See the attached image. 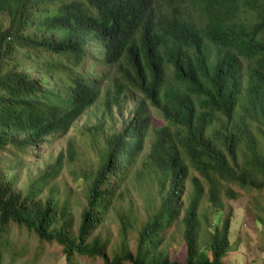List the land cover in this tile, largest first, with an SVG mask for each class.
<instances>
[{
    "label": "trees",
    "instance_id": "16d2710c",
    "mask_svg": "<svg viewBox=\"0 0 264 264\" xmlns=\"http://www.w3.org/2000/svg\"><path fill=\"white\" fill-rule=\"evenodd\" d=\"M165 1L170 8L162 0H0V161L92 107L103 112L88 128L92 164L69 171L84 185L77 229L79 201L55 183L61 155L25 187L14 165L0 166L2 229L13 221L57 241L68 262L79 254L104 264H231L234 187L264 193V0ZM85 59L115 67L114 86L101 89L100 73L78 71ZM127 88L143 94L141 104L105 128ZM146 103L164 121L153 136ZM142 158L143 219L128 187ZM109 214L120 224L113 244L100 229ZM6 243L0 236V264Z\"/></svg>",
    "mask_w": 264,
    "mask_h": 264
},
{
    "label": "rangeland",
    "instance_id": "374dc122",
    "mask_svg": "<svg viewBox=\"0 0 264 264\" xmlns=\"http://www.w3.org/2000/svg\"><path fill=\"white\" fill-rule=\"evenodd\" d=\"M165 8H170L168 1L162 0ZM179 1H174L177 3ZM194 8L190 5V10ZM197 15L196 12H192ZM91 57H94L92 54ZM80 72H98L103 76L101 89L113 87V81L117 75L115 67H107L104 63L94 62L85 59ZM171 76V73H170ZM121 105L113 106V113H107L105 128L112 125L120 126L123 118L133 115L135 106L140 105L143 100V94L127 88L122 94ZM149 103V102H147ZM146 103V104H147ZM103 108V105L98 106ZM147 110L152 117L153 127L149 130V135H155V129L159 128L164 121L159 111L151 104H147ZM102 113L99 108L92 107L84 112L82 116L72 123L67 130H58L47 139L39 142L34 148L28 147L25 154L18 152L17 157L8 154L1 158L0 166L14 165V171L18 174L17 186L25 187L30 177L37 175L51 161H55L61 155L62 164L65 167L62 173L55 179L59 188V193L68 196L73 203L72 215L74 220V229H77L80 221V209L83 207L85 199L84 185L80 179L76 182L75 178L69 174L71 169H81L92 164L94 150L91 149V140L88 138V128L96 123H102ZM111 115V116H110ZM115 123V124H114ZM145 139L146 150L151 145V137ZM77 154L74 161H70V154ZM15 159V160H14ZM19 162V163H18ZM145 159L138 160L132 168V174L135 178H128L131 189L130 197L138 208L139 218H145L143 209L144 195L140 192L145 191L147 186L137 184L138 171L143 169ZM16 164V165H15ZM10 169V166H9ZM11 171L8 170V172ZM138 177V178H137ZM236 196L229 199V204L233 206V216L231 225V240L234 249L226 256V261L231 264H264V193L257 191H247L240 187H234ZM227 200V198L225 197ZM108 220L101 226L102 235L111 234L112 244L117 239L119 230V221L113 214L108 215ZM135 233L131 237H135ZM1 239L7 243L2 246L1 264H104L100 256L75 255L73 262L66 259L64 246L57 241L41 239L34 231L29 230L23 225L9 221L3 227L0 226ZM135 241L131 242V248H134ZM183 244L179 240H174L170 244V251L173 258L183 256ZM110 248L108 249V251Z\"/></svg>",
    "mask_w": 264,
    "mask_h": 264
}]
</instances>
